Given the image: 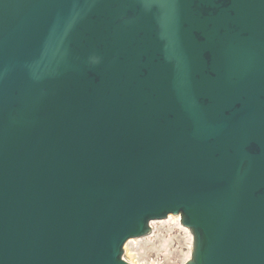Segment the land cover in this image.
Segmentation results:
<instances>
[{
    "label": "water",
    "instance_id": "1",
    "mask_svg": "<svg viewBox=\"0 0 264 264\" xmlns=\"http://www.w3.org/2000/svg\"><path fill=\"white\" fill-rule=\"evenodd\" d=\"M264 264V0H0V264Z\"/></svg>",
    "mask_w": 264,
    "mask_h": 264
},
{
    "label": "built area",
    "instance_id": "2",
    "mask_svg": "<svg viewBox=\"0 0 264 264\" xmlns=\"http://www.w3.org/2000/svg\"><path fill=\"white\" fill-rule=\"evenodd\" d=\"M190 241L193 251L194 236L191 239L189 231L177 223L162 226L147 244L135 249L136 260L140 264H185L188 259L184 260L181 253L189 249Z\"/></svg>",
    "mask_w": 264,
    "mask_h": 264
},
{
    "label": "bare ground",
    "instance_id": "3",
    "mask_svg": "<svg viewBox=\"0 0 264 264\" xmlns=\"http://www.w3.org/2000/svg\"><path fill=\"white\" fill-rule=\"evenodd\" d=\"M156 221H160V222H165V223H169V224H172V223H177L179 224L180 227L184 228L186 231H189L190 232V237L192 239V233L190 231V229L183 225L182 222H181V215L180 214H170L167 218L165 219H162V220H152L151 221V226H152V230L149 234L145 235V236H142V237H138V238H131L129 240H127V242L125 243V246H124V251H125V254H124V257L132 264H140L137 260H136V252H135V249L138 247L137 246V243L138 241L142 240V239H148L146 241V244L149 242L151 236H154L155 234V231H154V226H153V223L156 222ZM134 244L133 246L131 245ZM132 247V248H131ZM188 250L187 251H182L181 253V256L182 258L185 260V259H189L191 257V254H192V241H190V243L188 244Z\"/></svg>",
    "mask_w": 264,
    "mask_h": 264
},
{
    "label": "rangeland",
    "instance_id": "4",
    "mask_svg": "<svg viewBox=\"0 0 264 264\" xmlns=\"http://www.w3.org/2000/svg\"><path fill=\"white\" fill-rule=\"evenodd\" d=\"M166 225H170L169 223H165V222H160V221H156V222H154L153 223V226H154V231H155V234H156V232H157V228H160V227H162V226H166ZM154 234V235H155ZM152 237V236H151ZM151 237H149L150 239H151ZM148 239H142V240H140V241H138V243H137V246L139 247V246H142V245H144V244H146V241H147ZM131 245L133 246L134 244H132L131 243ZM135 246V245H134ZM132 248V247H131Z\"/></svg>",
    "mask_w": 264,
    "mask_h": 264
}]
</instances>
